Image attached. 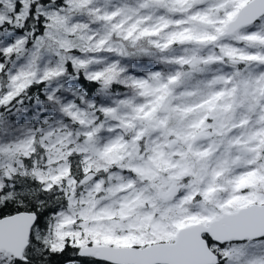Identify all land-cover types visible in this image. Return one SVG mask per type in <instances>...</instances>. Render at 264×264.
Returning <instances> with one entry per match:
<instances>
[{
    "label": "snow or ice",
    "instance_id": "snow-or-ice-1",
    "mask_svg": "<svg viewBox=\"0 0 264 264\" xmlns=\"http://www.w3.org/2000/svg\"><path fill=\"white\" fill-rule=\"evenodd\" d=\"M0 264H264V0H0Z\"/></svg>",
    "mask_w": 264,
    "mask_h": 264
}]
</instances>
